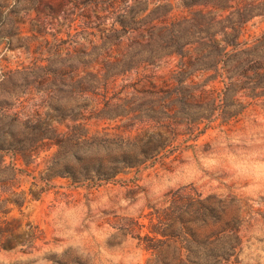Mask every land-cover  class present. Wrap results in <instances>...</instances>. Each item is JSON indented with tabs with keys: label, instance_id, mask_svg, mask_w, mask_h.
I'll return each instance as SVG.
<instances>
[{
	"label": "rangeland",
	"instance_id": "374dc122",
	"mask_svg": "<svg viewBox=\"0 0 264 264\" xmlns=\"http://www.w3.org/2000/svg\"><path fill=\"white\" fill-rule=\"evenodd\" d=\"M85 1L0 0V264H166L187 239L229 229L233 264H264V99L200 133L178 125L153 157L148 124L126 118L87 120L71 147Z\"/></svg>",
	"mask_w": 264,
	"mask_h": 264
},
{
	"label": "trees",
	"instance_id": "16d2710c",
	"mask_svg": "<svg viewBox=\"0 0 264 264\" xmlns=\"http://www.w3.org/2000/svg\"><path fill=\"white\" fill-rule=\"evenodd\" d=\"M85 2V41L71 39V98L83 99L71 109V147L88 137L87 120L126 118L128 130L148 124L142 154L153 157L178 125L200 133L264 99V27L244 36L249 22L264 21V0ZM240 243L233 229L187 239L166 264H233Z\"/></svg>",
	"mask_w": 264,
	"mask_h": 264
}]
</instances>
